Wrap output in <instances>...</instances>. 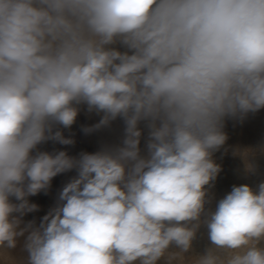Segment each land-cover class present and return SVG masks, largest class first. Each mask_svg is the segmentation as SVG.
<instances>
[{"label":"clouds","instance_id":"obj_1","mask_svg":"<svg viewBox=\"0 0 264 264\" xmlns=\"http://www.w3.org/2000/svg\"><path fill=\"white\" fill-rule=\"evenodd\" d=\"M81 103L103 113L85 133L123 119L122 145L33 155L74 143L53 128H70ZM260 109L264 0H0V249L27 233V264H264V182L233 187L207 221L212 246L185 257L225 118ZM253 151L238 153L249 169ZM72 169L65 203L21 227L38 210L27 197Z\"/></svg>","mask_w":264,"mask_h":264},{"label":"rangeland","instance_id":"obj_2","mask_svg":"<svg viewBox=\"0 0 264 264\" xmlns=\"http://www.w3.org/2000/svg\"><path fill=\"white\" fill-rule=\"evenodd\" d=\"M110 47H114L121 52H124L127 50L123 45L119 43L111 45ZM74 106L77 107L79 110L74 124L70 128H64L62 125H56L53 128V131H57L60 129L59 131L62 132L63 136L65 138L72 139L74 143L71 145H62L57 141L47 140L37 145L36 149L32 151L33 155H35L37 152H48L50 154H55L59 151H65L68 154V156L79 158L82 153L92 154V153L102 151L106 149L107 147L114 148L115 146L117 147V145L118 146L122 145V141L125 136V124L122 118L117 117L114 121L110 123L109 126L102 127L101 129H98V130H95L89 133H85L83 129L86 127H92L93 125L97 124L99 120L101 119L103 113L97 114L95 111L89 112L87 105L84 103H81L79 105H74ZM138 127L141 130V137H140V144H139L140 152L144 154L142 156L146 157L148 154L147 143L149 140L150 130L147 127V123L145 121H141ZM253 141H254V145L247 144V145H244L242 149H236V148H233V149L238 150L236 151L237 154L238 153L242 154L246 149L254 150L256 148H260L264 150V145L255 143L254 139ZM112 143L114 145H112ZM250 153L247 156V161L250 165H252L251 169L248 168L249 171H252L253 170V164H252L253 157ZM241 154H238V155L243 157V155ZM74 172L78 174L76 169H72V170H69L67 172H64V173H61L55 176L52 179L49 188L47 190L41 191L42 194L43 193L45 194L42 195L40 193L39 195L38 193L35 196H30L34 200H30V198H28L29 196L27 197V199H29V202L32 203L33 201L34 204L36 205L38 204L39 210L25 214L22 217L23 223L21 227H23L25 224H27L30 221L33 222L34 227L36 228L40 227V225L43 222V218L46 215H48L50 212H53L54 209H56L59 206H62V204L65 203L64 201L60 200V193L62 192L63 188L68 184V182H71L75 177L78 176L76 175L75 177H73V175H75ZM262 182H264V178L262 177H250L247 180L240 181L237 186L248 185L249 187L253 189V191H258V186ZM207 191H211L210 185H207ZM230 192L221 193L219 192V190H216L213 195H209V194L205 195L204 210L200 215L199 227L196 231V234H199V235L202 234V237L194 238L192 244H198L200 246L205 245L208 231L207 230L205 231V229H202L203 225L210 218L211 214L215 212L216 206H218L219 201L222 200ZM14 200H12L13 203H18V201H14ZM38 211L41 212V213L39 212L40 216H39ZM14 215H18V214H14ZM32 220H34L35 223ZM192 223L195 224L197 222L193 221ZM26 234L23 237L17 238V244L19 240L25 241ZM19 243L22 244V242H19ZM22 245L24 246V243ZM19 249H20V244L17 245L13 250L16 252Z\"/></svg>","mask_w":264,"mask_h":264},{"label":"bare ground","instance_id":"obj_3","mask_svg":"<svg viewBox=\"0 0 264 264\" xmlns=\"http://www.w3.org/2000/svg\"><path fill=\"white\" fill-rule=\"evenodd\" d=\"M222 130L224 133H226L228 138H227L225 144L223 146H221L219 150L214 151L212 154L213 161L220 166L221 170L218 173V175L216 176L215 180L211 181L209 184L211 191H207V185L205 186L206 194H209V195H213L216 190H219V192H221V193H228L233 189V187L237 186L240 181L247 180L250 177H262V178H264V150L263 149L256 148V149H254L253 152L250 153L253 157L252 158V160H253V163H252L253 164V170L252 171H249V169L246 167L245 158H243L237 154L236 151H238V150L233 149V148L242 149V147L244 145H247V144L254 145L253 139L255 140V143L260 144V145H264V109H260L259 111L255 112V113L250 112L243 119H241L240 117H235V118L226 117L224 120V127ZM99 141H101V140H99ZM110 142H112V141H110ZM112 145H114V144L112 143ZM141 155H144V154L141 152ZM74 174L75 175H73V177L78 175L75 172H74ZM71 176H72V174H71ZM40 193H39V195H40ZM43 194H45V193H43ZM41 197H43V196H41ZM28 198H30V200H34L30 196ZM34 198H36V197H34ZM11 199L14 200V198H11ZM14 201H16V200H14ZM28 201H29V199H28ZM29 203H31V202H29ZM32 203H33V201H32ZM216 208H217V206H216ZM40 211H38V213ZM40 213H39V216H40ZM210 218H211V216H210ZM210 218L207 221H209ZM32 221H34V220H32ZM207 221L203 225V228H202V229H205V231L206 230L208 231ZM34 223H35V221H34ZM198 237L201 238L202 234H200V235L196 234L195 238H198ZM19 242H22V244H23L25 241L19 240ZM19 242L17 245L20 244V249L16 252L13 249H7V248L0 249V252L4 253V255H0V264H7L5 256H7V258L10 260L15 261L16 264H27L28 254L24 250V246ZM211 246H212L211 242H210L208 235H207L205 245L200 246L198 244H192V249L190 250V252L185 253V257L187 259L188 257H191V256L203 254L205 252V250ZM261 246H264V242L261 243ZM15 250H17V249H15ZM170 251H178V249H176V247L173 245L170 248ZM134 264H139V261H136ZM159 264H164V261L161 260L159 262ZM172 264H177V262L173 261Z\"/></svg>","mask_w":264,"mask_h":264}]
</instances>
